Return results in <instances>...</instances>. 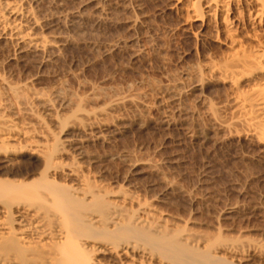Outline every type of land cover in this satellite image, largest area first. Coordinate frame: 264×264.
Wrapping results in <instances>:
<instances>
[{
	"label": "rangeland",
	"instance_id": "1",
	"mask_svg": "<svg viewBox=\"0 0 264 264\" xmlns=\"http://www.w3.org/2000/svg\"><path fill=\"white\" fill-rule=\"evenodd\" d=\"M225 1L40 0L61 45L0 42V184L85 176L264 264V16Z\"/></svg>",
	"mask_w": 264,
	"mask_h": 264
},
{
	"label": "bare ground",
	"instance_id": "2",
	"mask_svg": "<svg viewBox=\"0 0 264 264\" xmlns=\"http://www.w3.org/2000/svg\"><path fill=\"white\" fill-rule=\"evenodd\" d=\"M39 1L0 0V42L18 39L38 53L61 45L36 33L43 25ZM208 3L227 11L225 0ZM252 3L254 17L264 16V0ZM224 26L230 30L227 21ZM262 58L257 53L253 61ZM5 151L0 162L13 166ZM74 177L72 185L45 180L35 190L24 181L0 184V200H8L0 202V264H238L233 243L178 227L134 192L106 197L85 176Z\"/></svg>",
	"mask_w": 264,
	"mask_h": 264
}]
</instances>
